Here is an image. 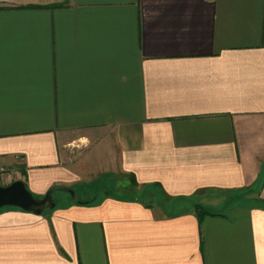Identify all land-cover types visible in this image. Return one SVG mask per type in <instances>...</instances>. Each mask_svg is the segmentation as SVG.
Segmentation results:
<instances>
[{
    "label": "crops",
    "instance_id": "crops-1",
    "mask_svg": "<svg viewBox=\"0 0 264 264\" xmlns=\"http://www.w3.org/2000/svg\"><path fill=\"white\" fill-rule=\"evenodd\" d=\"M0 165L190 206L4 209L0 264H264V0H0Z\"/></svg>",
    "mask_w": 264,
    "mask_h": 264
},
{
    "label": "rangeland",
    "instance_id": "rangeland-1",
    "mask_svg": "<svg viewBox=\"0 0 264 264\" xmlns=\"http://www.w3.org/2000/svg\"><path fill=\"white\" fill-rule=\"evenodd\" d=\"M4 168V171L0 173V186H5L10 183H12L15 180H22L20 179V175L23 176V170L17 171L15 169H7L4 165H0ZM108 176V175H107ZM103 176L102 179L96 180L98 184H95L96 182H85L79 185H75L74 187H71L78 195V198L85 200L89 199L92 200L94 203L100 201L102 198L107 196V193L115 195V193L118 195L124 194L125 196L131 197V198H139L142 199V201L147 202L150 201V203H158L159 207L162 205L166 206L167 211L166 214H175V213H181L185 210L189 209V205H187L184 202L180 201H173L167 197H163V200H161L157 195L156 189H144L140 185H131L130 178L126 175L118 174L116 176ZM120 181L121 184L118 182ZM124 184V185H123ZM81 185H84V189H80ZM88 185V186H86ZM126 185V186H125ZM92 187V188H91ZM91 188V189H90ZM82 190V191H81ZM106 193V194H105ZM43 196V195H40ZM53 197L56 200V203L58 205L66 204L70 202L71 196L69 193L64 191H55L53 193ZM165 199V200H164ZM201 206V205H200ZM9 207H5L0 209H8ZM17 209V208H14ZM20 210V209H19ZM46 211H51L50 209ZM45 211V212H46Z\"/></svg>",
    "mask_w": 264,
    "mask_h": 264
},
{
    "label": "water",
    "instance_id": "water-1",
    "mask_svg": "<svg viewBox=\"0 0 264 264\" xmlns=\"http://www.w3.org/2000/svg\"><path fill=\"white\" fill-rule=\"evenodd\" d=\"M64 191L70 194L75 203H83L76 197L73 189L64 186L48 189L42 197H36L26 186L23 180L0 186V209L9 207L40 215L47 209L53 210L57 203L53 197L55 191Z\"/></svg>",
    "mask_w": 264,
    "mask_h": 264
},
{
    "label": "trees",
    "instance_id": "trees-1",
    "mask_svg": "<svg viewBox=\"0 0 264 264\" xmlns=\"http://www.w3.org/2000/svg\"><path fill=\"white\" fill-rule=\"evenodd\" d=\"M129 178H130V181H131V185H138L137 183H136V181H135V177H134V175L133 174H130L129 175ZM120 184H121V182L120 181H118ZM124 185V184H123ZM27 186V185H26ZM86 186H88V185H86ZM139 186V185H138ZM79 187H81L80 189H84L83 187H84V185H81V186H79ZM28 188V187H27ZM92 188V187H91ZM90 188V189H91ZM144 189H145V187H143ZM72 189V188H71ZM81 190V191H82ZM75 192V191H74ZM34 194V193H33ZM75 194H76V197L78 198V195H77V193L75 192ZM106 194V193H105ZM160 195V199L161 200H163V197H165L163 194H160V193H157V195ZM36 197H42V196H40V195H36V194H34ZM110 195H112V194H110V193H107V196H110ZM158 195V196H159ZM79 200H81V201H83V203L81 204V203H76V204H81V205H92L94 202L92 201V200H89V199H85V200H82V199H80V198H78ZM170 199V198H169ZM140 200H142V199H140ZM165 200V199H164ZM70 202L71 203H75V201H73L72 199H70ZM147 202H150V201H147ZM58 207V204L56 205V207L54 208V209H56ZM53 209V210H54ZM53 210H51V211H53ZM195 211L197 212V214H198V216H199V218L203 215V214H205L206 213V211L204 210V208L202 207V206H200V205H196L195 206ZM176 214V213H175Z\"/></svg>",
    "mask_w": 264,
    "mask_h": 264
},
{
    "label": "built area",
    "instance_id": "built-area-1",
    "mask_svg": "<svg viewBox=\"0 0 264 264\" xmlns=\"http://www.w3.org/2000/svg\"><path fill=\"white\" fill-rule=\"evenodd\" d=\"M4 171V168L0 166V173Z\"/></svg>",
    "mask_w": 264,
    "mask_h": 264
}]
</instances>
